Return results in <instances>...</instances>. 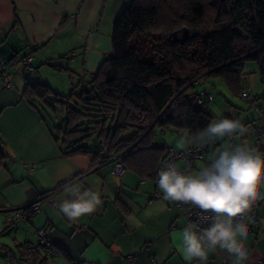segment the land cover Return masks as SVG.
Returning <instances> with one entry per match:
<instances>
[{
    "label": "crops",
    "instance_id": "crops-1",
    "mask_svg": "<svg viewBox=\"0 0 264 264\" xmlns=\"http://www.w3.org/2000/svg\"><path fill=\"white\" fill-rule=\"evenodd\" d=\"M125 6V0H0V264H189L181 251L186 227L182 213L163 199L154 179L142 184L137 175L114 178V161L102 162L94 142L87 152L66 154L43 108L54 111L56 97L65 98L91 80L112 52L113 21ZM27 54L32 55L31 72L20 61ZM2 61L8 62L9 86L1 75ZM36 82L52 90L50 104L23 95L24 88ZM210 85L204 84L209 92L213 82ZM242 86L249 89L243 82ZM252 110L233 114L248 128L242 138L259 151L264 139H256L255 130L264 120ZM213 153L210 147L204 157ZM29 163H34L32 171ZM65 179L98 187L101 209L75 222L60 214L49 197L42 196ZM50 197L56 203L63 199V188ZM34 202L40 206L38 212L27 208ZM14 209H20L23 218L12 219ZM252 209L260 219L245 242L246 264H258L264 257V199ZM41 227L51 235L58 255L33 250ZM129 254L133 260L126 258ZM223 257L225 264H233L220 249L211 250L207 262L218 263Z\"/></svg>",
    "mask_w": 264,
    "mask_h": 264
},
{
    "label": "trees",
    "instance_id": "trees-1",
    "mask_svg": "<svg viewBox=\"0 0 264 264\" xmlns=\"http://www.w3.org/2000/svg\"><path fill=\"white\" fill-rule=\"evenodd\" d=\"M125 1L113 21L111 54L78 92L54 99L65 109L54 135L66 154L87 152L83 141L96 143L102 162L126 151V172L155 179L165 157L157 134L167 127L194 134L213 120L209 103H196L207 79H219L240 96L245 64L252 61L264 83V0ZM50 94L41 82L23 90L27 100L44 104ZM74 96L79 107L70 103ZM257 98L251 94L246 101L261 118ZM258 150L264 153V145ZM2 156L0 149V161Z\"/></svg>",
    "mask_w": 264,
    "mask_h": 264
},
{
    "label": "clouds",
    "instance_id": "clouds-1",
    "mask_svg": "<svg viewBox=\"0 0 264 264\" xmlns=\"http://www.w3.org/2000/svg\"><path fill=\"white\" fill-rule=\"evenodd\" d=\"M248 128L240 119H213L202 130L184 134L187 144L204 150L228 137L244 136ZM157 187L163 199L191 205L204 214L207 228L189 222L181 234V251L191 264H207L209 252L220 249L233 258V264H246L249 251L250 213L259 199H264V153L247 145H228L214 152L209 163L196 171L181 170L175 161L165 160L157 173ZM64 198L56 203L60 214L69 221L99 211L103 205L98 187L70 180ZM239 218V219H237Z\"/></svg>",
    "mask_w": 264,
    "mask_h": 264
},
{
    "label": "built area",
    "instance_id": "built-area-1",
    "mask_svg": "<svg viewBox=\"0 0 264 264\" xmlns=\"http://www.w3.org/2000/svg\"><path fill=\"white\" fill-rule=\"evenodd\" d=\"M31 60H32V55L27 54L24 57L20 59L22 62L23 66L28 70V71H33L32 65H31ZM1 66L3 69V72L1 75L4 77L5 85L9 86L11 85L10 80H9V72L6 70L7 63L4 61L1 62ZM83 84V83H82ZM81 84V85H82ZM241 98L244 100L250 99L251 94L249 93V90L247 88H243L240 92ZM213 100V94L206 90L205 88H200L199 89V94L196 98V103L198 105H202L204 107L207 106V104ZM261 119L264 120V115L261 116ZM162 129H160V133H162ZM261 135L264 136V126L261 127ZM260 132H256L255 135L258 136ZM219 145V143H216ZM230 145H236L234 141H230ZM101 146L102 149L105 150L104 148V142L101 141ZM164 153L165 157L163 161L159 164L158 170L162 167L163 162L165 160H172L177 163V165L181 168V170H190V171H196L200 167H202L204 164L209 163L211 158L207 159L204 157V155L208 154L210 151V144L207 146L206 149L204 150H197V148L188 145L186 148L181 149V150H176L167 143H164ZM126 154V151L119 155H113L111 157V160L114 161L112 169H111V175L114 178L120 179L126 174V168L124 166L123 160H122V155ZM197 162H202L201 166L197 164ZM28 168L32 171L34 168V163H29ZM154 179V183L157 189V183L156 180ZM71 179H65L61 181L55 189L52 191H49L48 193L44 194L42 197H49V202L55 206L56 202L55 200L50 197V195L57 191L58 189H61L64 187V185L70 181ZM148 181L147 177H143L140 180V183L146 184ZM39 197V198H42ZM150 202V200H149ZM173 204L181 211L182 217L184 220L185 225H187L189 222L197 223L199 228H207L209 225L206 222L207 217L210 216L211 214H204L201 212V210L191 206V205H184L179 202H173ZM31 209L32 212H38L40 210V206L37 203H30L27 205ZM56 207V206H55ZM20 209H14L13 213L11 215L12 219H20L23 218V216L19 212ZM247 216L251 217V222H249V232L252 233L257 230L258 228V213L255 209H252L250 213L246 214ZM239 219V218H237ZM175 225H171V229H174ZM36 236L38 237V242L37 244L33 245L32 248L33 250H42L45 254L49 255H58V250L53 244V240L51 235L47 232L46 227H41L38 228L35 232ZM133 254H129L126 256L127 259L133 260ZM225 262V258H222L221 263ZM258 264H264V257L260 260Z\"/></svg>",
    "mask_w": 264,
    "mask_h": 264
},
{
    "label": "rangeland",
    "instance_id": "rangeland-1",
    "mask_svg": "<svg viewBox=\"0 0 264 264\" xmlns=\"http://www.w3.org/2000/svg\"><path fill=\"white\" fill-rule=\"evenodd\" d=\"M251 65L256 66V64L252 61L246 62L242 80H243V84L247 85L249 89H251L250 91L251 94H254L256 95V97H258L256 100V105H258V103L259 104L264 103V97H262V95H264V83L261 82V76L259 75L258 70H253ZM70 75L72 74L70 73ZM212 82L214 85L212 86L213 89L211 92L213 94L214 99L209 102V111L214 116L213 119H220L223 117H227L230 119H238L236 115L238 113H244V112H247L248 110H250V112L253 113V110L250 106L249 101L244 100L243 98H241V96L233 95L227 89L226 86H224L219 80H217V78H211L205 81L207 86H209ZM220 90H222V92ZM75 102H78L80 104L79 99L74 96V100L71 101L70 103L72 106L79 107L77 106ZM43 108L46 110L47 114L45 113V116L51 127H53L54 125H57L56 122H58L62 116L65 117V109L63 110L58 102H55L54 104V111L48 108L47 106L46 107L43 106ZM229 111H232V113ZM233 112H235L236 114L234 115ZM184 134H186V132L183 130H179L174 127H167L165 128L162 136H159V133L157 134V139L155 142L158 145H162L165 142L171 147H173L174 149L181 150V149L186 148L189 145L182 140V137L184 136ZM231 139H233L236 142V144L248 146L247 139H243L241 136H235V137H228L222 141H219V145L210 144L211 150H213V152H218L222 147H226L230 145ZM83 142L86 145H90V144H87L89 142H86V141H83ZM197 164L201 166L202 163L199 164V162H197ZM125 175H135V174L128 171ZM148 186L151 187L150 184ZM260 200L261 199H259V201ZM259 219L260 218H258V224H259ZM220 261L221 260H219V262Z\"/></svg>",
    "mask_w": 264,
    "mask_h": 264
}]
</instances>
